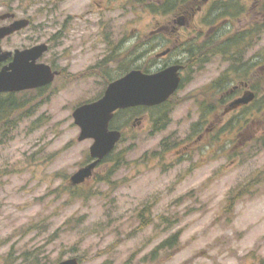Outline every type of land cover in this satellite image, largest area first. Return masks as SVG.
<instances>
[{
  "label": "rangeland",
  "instance_id": "rangeland-1",
  "mask_svg": "<svg viewBox=\"0 0 264 264\" xmlns=\"http://www.w3.org/2000/svg\"><path fill=\"white\" fill-rule=\"evenodd\" d=\"M24 2L33 16L26 48L47 41L67 12L75 20L39 60L58 56L69 75L21 92L18 101L29 104L0 116V264H264V108L223 115V90L211 87L264 53V30L257 46L229 49L231 65L218 53L186 74L164 128H154L152 110L127 114L114 152L73 188L69 177L89 163L92 144L77 139L74 108L103 94L101 68L114 76L129 63L148 67L160 51H151V31L167 14L126 0ZM206 100L215 130L198 142Z\"/></svg>",
  "mask_w": 264,
  "mask_h": 264
},
{
  "label": "flooded vegetation",
  "instance_id": "flooded-vegetation-1",
  "mask_svg": "<svg viewBox=\"0 0 264 264\" xmlns=\"http://www.w3.org/2000/svg\"><path fill=\"white\" fill-rule=\"evenodd\" d=\"M233 2L235 6L232 4ZM137 4H143L144 7L159 5L162 8L161 11L167 14L162 23H157L159 24L157 29L151 31L154 37L148 41V43H151V51H160H155V58L153 57L148 61L146 72H156L167 66L176 65L178 66L177 72L180 82L186 74L194 73L201 65L216 57L218 55L217 45H230L231 48L229 49H236L237 52L241 49L248 50L258 45L255 44V41L259 39L261 32L264 30V0H126L125 6L134 8ZM54 16L59 18L57 12ZM32 18L33 16L26 9L24 0H0V28L9 27L22 19H28L29 21L26 27L0 37L1 54L26 48L23 43L24 31L32 25ZM80 18H83V16H80ZM74 20L75 18L72 17L71 13L67 12L63 21L59 22L57 20L54 23L58 30L47 41L34 43H44L47 46L37 59L38 62L53 46V42L58 35L68 33L69 29L72 30ZM234 22L242 25L234 26ZM102 26L107 27L106 25ZM238 34L241 35L240 41H231ZM164 51L166 53L160 55ZM231 54L230 51L225 54L226 60L231 62L230 65L232 64ZM12 57L13 54L2 59L0 69L7 66ZM57 60H59L58 56H54L52 61H49L51 63L47 64L55 72V78L57 76L61 78L68 76L67 68L58 67ZM239 66L241 67L236 69L230 78L226 77V80H223L225 89H222L223 93L220 95L226 99V101L223 100L222 104L223 115L234 111H243L248 107L259 112L264 108L262 104L264 103V73H262L264 72V53H254L251 57L243 59L242 65ZM241 68L242 71L238 74ZM46 88L45 85L35 89ZM249 92L253 93L250 102L239 105L233 104L236 98L245 96ZM10 93L12 92H0V97H7ZM255 104L260 106L257 108ZM214 115L213 112L207 114V118L203 121L199 117V130L195 131L198 142H201L207 136L210 139L213 137L215 126L212 121ZM0 122L4 126L6 120ZM204 123L206 124L202 127ZM191 146V144H188L184 149L189 150Z\"/></svg>",
  "mask_w": 264,
  "mask_h": 264
},
{
  "label": "water",
  "instance_id": "water-1",
  "mask_svg": "<svg viewBox=\"0 0 264 264\" xmlns=\"http://www.w3.org/2000/svg\"><path fill=\"white\" fill-rule=\"evenodd\" d=\"M28 19L18 20L9 27L0 28V37L25 27ZM46 44L40 43L14 52H0V61L12 55L10 63L0 69V92H17L47 85L52 82L55 72L49 65L37 62ZM166 51L160 53L165 54ZM178 66H167L159 71L147 73L141 69H131L111 80L103 94L96 100L76 106L72 112L74 124L79 127V141L92 139L88 149L91 161L77 169L70 177L72 185H77L91 177L93 170L115 147L121 131L109 128L114 113L128 107H151L166 101L179 87ZM253 93L236 98L234 105L247 104ZM54 264H79L76 257Z\"/></svg>",
  "mask_w": 264,
  "mask_h": 264
},
{
  "label": "trees",
  "instance_id": "trees-1",
  "mask_svg": "<svg viewBox=\"0 0 264 264\" xmlns=\"http://www.w3.org/2000/svg\"><path fill=\"white\" fill-rule=\"evenodd\" d=\"M240 36H241L240 34L236 35L234 38H232L231 41H240ZM229 46L230 45H228V46H224L221 44L217 45V53L226 54L227 51H229V48H231ZM241 50L243 51V49H241ZM107 61L111 62L112 60L107 59ZM132 61H133V59L131 58V62ZM200 63H202V61H200ZM101 64H102V62L99 65H101ZM201 66H203V65H201ZM132 68H140L143 71H147L148 67L147 66L142 67L141 65H134L133 63H129L127 65L120 67V71L114 76H109L106 71H103L102 68L100 70V73H101V76L106 80V83H108L112 79L119 77L120 75L124 74L125 72H127L128 70H130ZM224 86H225V83L222 79H219L218 81H215L214 83H211V87L213 88V90H216V91L223 89ZM27 91H37L40 93V91H43V89H31V90H25V91H21V92H27ZM21 92L10 93L5 99H0V116H4L5 114H8V116L11 118L13 115L12 114L13 112H15L16 110H20L22 107L27 106V104H29L28 100H25L24 102L18 101L16 95L20 94ZM207 103H208L207 100L199 102V106L201 108V111H203V113L206 115L210 114L214 110V108L211 105L210 106L207 105ZM222 104H223V101L220 104V106H222ZM262 104L264 105V103H262ZM169 106H170V98L167 101H165L164 103H161V104H158V105L152 106V107L137 106V107H129V108L117 110L114 113V116L110 121L109 127L121 130L122 135H123V132H124V130L128 124V120L125 118L127 114L128 115H130V114L134 115L135 112H138L141 110H152L153 113L155 114L154 118L152 117L154 128L155 129H162L168 123L167 116H168L169 111H170ZM195 130H194V132H195ZM121 139H122V136H121ZM167 143H168V141L165 138H163L160 142V145L163 147ZM114 150H115V148L104 159H102L100 161V163L107 160L111 156V154L114 152ZM70 185H71V183H70ZM79 185H71V186L73 188H76ZM71 191L73 193V190H71ZM76 195H78V194L76 193ZM33 264H43V263L35 261Z\"/></svg>",
  "mask_w": 264,
  "mask_h": 264
}]
</instances>
